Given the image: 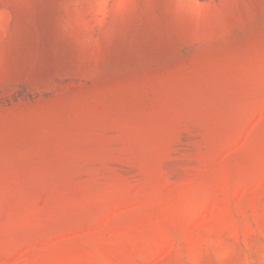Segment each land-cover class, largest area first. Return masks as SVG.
Masks as SVG:
<instances>
[{
  "label": "rangeland",
  "instance_id": "374dc122",
  "mask_svg": "<svg viewBox=\"0 0 264 264\" xmlns=\"http://www.w3.org/2000/svg\"><path fill=\"white\" fill-rule=\"evenodd\" d=\"M133 8L0 0V264H264V0Z\"/></svg>",
  "mask_w": 264,
  "mask_h": 264
},
{
  "label": "clouds",
  "instance_id": "9594fccd",
  "mask_svg": "<svg viewBox=\"0 0 264 264\" xmlns=\"http://www.w3.org/2000/svg\"><path fill=\"white\" fill-rule=\"evenodd\" d=\"M77 15H79V6L75 8ZM133 0H119V9L112 22L107 23V18L104 16L97 17L95 20V31L87 26L79 25V35L76 39L77 46L82 50L85 55H95L101 50L104 43H110L120 32L124 24L127 23L130 16L133 14ZM170 14L183 18V13L179 9H170ZM210 14V9L207 5H197L196 9L191 13V16L198 22L203 21L207 15ZM11 23V16L7 11H0V31H6ZM66 32L75 31L71 20H66L64 25ZM216 259L218 264H224L231 254L229 248L217 246Z\"/></svg>",
  "mask_w": 264,
  "mask_h": 264
}]
</instances>
